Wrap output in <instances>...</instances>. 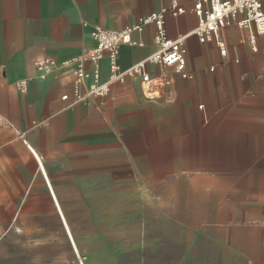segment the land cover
Segmentation results:
<instances>
[{"label":"crops","instance_id":"1","mask_svg":"<svg viewBox=\"0 0 264 264\" xmlns=\"http://www.w3.org/2000/svg\"><path fill=\"white\" fill-rule=\"evenodd\" d=\"M195 1L0 0V264H264V34L234 20L224 48L188 39L187 77L149 64L168 79L159 94L133 76L74 101L94 24L121 29L176 2V37L198 25ZM155 35L134 32L121 66L154 52ZM47 56L57 66L42 73ZM101 68L107 80V57Z\"/></svg>","mask_w":264,"mask_h":264},{"label":"built area","instance_id":"2","mask_svg":"<svg viewBox=\"0 0 264 264\" xmlns=\"http://www.w3.org/2000/svg\"><path fill=\"white\" fill-rule=\"evenodd\" d=\"M198 16V25L187 33L170 37L166 29V15L171 13L178 16L186 10L174 2L159 11L140 16L137 21L121 29H107L94 24L92 35L95 45L86 58H79L72 67L74 76V101L80 102L89 97L106 96L114 83H125L133 76L142 78L143 88L150 96L159 94L157 84L165 82L164 78L158 81L148 71L149 64H165L175 66L183 73L185 71L187 41L191 36H197L202 42L217 41L220 47L224 44L220 40L221 30L230 25L234 20L241 27L254 26L257 34H264V0H196L193 5ZM88 24V23H87ZM156 26V49L143 60L128 68H123L119 62V53L124 44L139 43L133 39V33L142 31L145 26ZM251 41H256V35H251ZM222 52H225L223 49ZM107 57L110 76L102 80L101 60ZM88 62V63H86ZM57 66V59L47 56L35 61V68L44 73ZM24 91L27 89L28 80L21 81ZM63 99L69 95L64 94ZM19 137H24L23 132H17ZM69 264H92L86 255L77 254Z\"/></svg>","mask_w":264,"mask_h":264},{"label":"rangeland","instance_id":"3","mask_svg":"<svg viewBox=\"0 0 264 264\" xmlns=\"http://www.w3.org/2000/svg\"><path fill=\"white\" fill-rule=\"evenodd\" d=\"M122 256H116V259L118 262H120V259H121ZM130 260L134 259L136 256H133V255H130Z\"/></svg>","mask_w":264,"mask_h":264}]
</instances>
